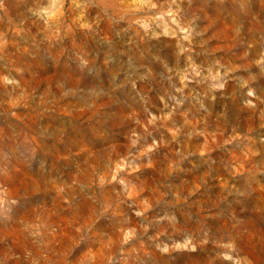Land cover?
<instances>
[{"label": "rangeland", "instance_id": "1", "mask_svg": "<svg viewBox=\"0 0 264 264\" xmlns=\"http://www.w3.org/2000/svg\"><path fill=\"white\" fill-rule=\"evenodd\" d=\"M0 264H264V0H0Z\"/></svg>", "mask_w": 264, "mask_h": 264}]
</instances>
